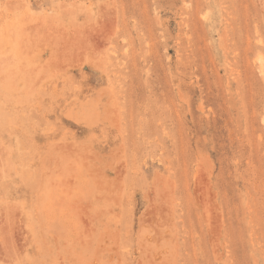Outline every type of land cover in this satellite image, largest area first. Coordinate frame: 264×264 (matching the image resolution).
<instances>
[{"label": "rangeland", "instance_id": "rangeland-1", "mask_svg": "<svg viewBox=\"0 0 264 264\" xmlns=\"http://www.w3.org/2000/svg\"><path fill=\"white\" fill-rule=\"evenodd\" d=\"M0 264H264V0H0Z\"/></svg>", "mask_w": 264, "mask_h": 264}, {"label": "bare ground", "instance_id": "bare-ground-1", "mask_svg": "<svg viewBox=\"0 0 264 264\" xmlns=\"http://www.w3.org/2000/svg\"><path fill=\"white\" fill-rule=\"evenodd\" d=\"M224 33H225V32H224ZM81 38H82V36H81ZM81 38H80V39H81ZM225 39H226V38H225ZM87 53H88V52H87ZM86 58H87V57H86ZM83 64H84V63H83ZM260 66H263V64H262V65H260ZM260 68H261V67H260Z\"/></svg>", "mask_w": 264, "mask_h": 264}]
</instances>
